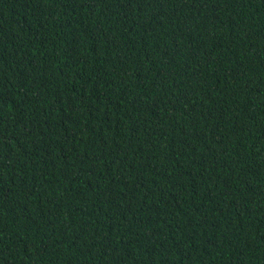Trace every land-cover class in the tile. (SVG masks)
Listing matches in <instances>:
<instances>
[{
    "label": "trees",
    "instance_id": "trees-1",
    "mask_svg": "<svg viewBox=\"0 0 264 264\" xmlns=\"http://www.w3.org/2000/svg\"><path fill=\"white\" fill-rule=\"evenodd\" d=\"M0 264H264V0H0Z\"/></svg>",
    "mask_w": 264,
    "mask_h": 264
}]
</instances>
